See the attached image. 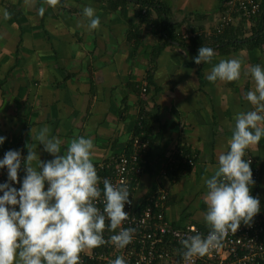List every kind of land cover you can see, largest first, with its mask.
Instances as JSON below:
<instances>
[{"label":"crops","instance_id":"crops-1","mask_svg":"<svg viewBox=\"0 0 264 264\" xmlns=\"http://www.w3.org/2000/svg\"><path fill=\"white\" fill-rule=\"evenodd\" d=\"M227 1L161 0L172 23L210 37L220 34ZM84 7L95 9L97 29H88ZM0 9L9 12L7 19L0 15V156L15 147L26 156L28 146L41 161L51 160L32 140L47 126L49 136L61 139L62 151L78 136L92 138L93 163L105 162L126 152L138 115L145 112L151 131L143 137L151 148L136 204L165 189L175 226L196 224L209 231L201 217L202 178L213 174L220 151L227 150L235 113L250 108L244 95L254 82L244 73L249 65L264 66V49L215 51L211 63L196 65L198 52L165 45L158 27L141 22L132 0H0ZM156 18V12L149 16ZM232 25H242L240 32L249 36L256 20ZM229 58L241 59V79L209 82L211 67ZM246 154L260 168L264 199V137Z\"/></svg>","mask_w":264,"mask_h":264},{"label":"clouds","instance_id":"clouds-1","mask_svg":"<svg viewBox=\"0 0 264 264\" xmlns=\"http://www.w3.org/2000/svg\"><path fill=\"white\" fill-rule=\"evenodd\" d=\"M0 15L7 19L9 12L0 9ZM82 15L89 30L99 27L94 8L84 7ZM214 56V49L202 45L192 61L196 65L211 63ZM241 69L239 58L220 59L205 78L209 82L239 81ZM248 69L244 75L251 76L254 88L244 99L250 108L235 113L227 150L220 151L213 174L202 178L206 210L201 217L209 231L205 235L194 230L180 240L186 259L221 248L230 232L236 233L242 224L250 225L260 212L259 198L250 194L254 184L251 160L245 157L246 150L264 137V66L254 64ZM49 131L47 126L41 127L32 140L43 145L51 160L41 161L36 149L28 146L26 156L9 150L0 158V169L7 170L11 182L0 183V264H82L80 254L85 250L105 244L124 249L134 239L136 230L122 227L129 218L125 205L132 203L129 188L104 178L101 189L93 163V139L78 136L62 151L61 139L49 136ZM4 142L5 137L0 136V145ZM22 164L24 176L17 188L13 185ZM106 229L114 233L107 240ZM110 264L127 262L117 256Z\"/></svg>","mask_w":264,"mask_h":264},{"label":"built area","instance_id":"built-area-1","mask_svg":"<svg viewBox=\"0 0 264 264\" xmlns=\"http://www.w3.org/2000/svg\"><path fill=\"white\" fill-rule=\"evenodd\" d=\"M259 0H228L225 16L221 19L216 32L239 19L254 22L261 12ZM185 40L195 38L197 33L185 31L181 33ZM145 91V90H144ZM143 133L134 139V148L129 156L120 155L108 158L105 162L94 163L100 177L102 189L103 179L107 178L114 184L127 185L131 193L130 205H125L124 211L129 218L122 227H131L136 231L133 241L124 249H117L112 244H105L99 248L85 250L80 254L82 264H110L117 256H122L127 264H264V199L261 190L262 173L253 157L246 154L251 160V171L254 184L250 194L259 198L260 212L253 218L250 225H241L236 233H229L223 246L212 250L203 257L186 259L182 255L180 240L194 234V230L207 234L196 224L184 227L175 226L168 218L165 208L168 191L160 189L150 195L141 205L135 202V191L141 176L144 174L149 159L151 143L143 137ZM19 150V149H13ZM20 151V150H19ZM21 152V151H20ZM23 156V153L21 152ZM4 154L0 156L3 158ZM24 176L23 164L18 172L14 187H20V180ZM9 182L7 170L0 169V183ZM97 206L103 205L97 202ZM107 225V221H106ZM113 232L107 229L104 238L107 240Z\"/></svg>","mask_w":264,"mask_h":264},{"label":"trees","instance_id":"trees-1","mask_svg":"<svg viewBox=\"0 0 264 264\" xmlns=\"http://www.w3.org/2000/svg\"><path fill=\"white\" fill-rule=\"evenodd\" d=\"M127 2L128 0H122ZM140 7V19L141 22L150 23L158 27L161 34V38L165 41V45L170 42L177 43L180 47L185 48L186 50H191L193 52H198V48L203 46L210 47L214 51H219L223 54L228 52L240 51L241 49L248 50H259L264 49V1L262 2V9L256 20V25L252 29V33L249 36H246L244 32H240L242 25L229 26L223 29L220 34H215L216 36L210 37L205 34H200L198 30L194 27H189L188 30L193 33H197L195 38L185 40L182 38L181 33H184L181 24H175L170 21L169 18V7L162 3L161 0H132ZM226 9V7L224 8ZM143 11H145L143 13ZM152 12L157 13V18L155 20H150L149 16ZM201 18V17H200ZM154 26V27H155ZM148 87L150 89L152 81V75L148 77ZM148 90V89H146ZM148 94V93H147ZM134 134L131 139V142L127 146L125 153L120 155L129 156L132 154L134 148V139L137 136L148 135L151 131V122L148 120V115L145 112H141L138 115L137 122L134 127ZM151 148V146H150ZM13 149H17L16 147ZM149 154V153H148ZM118 155V156H120ZM148 158V157H147ZM167 211V201L165 205ZM167 213V212H166Z\"/></svg>","mask_w":264,"mask_h":264}]
</instances>
